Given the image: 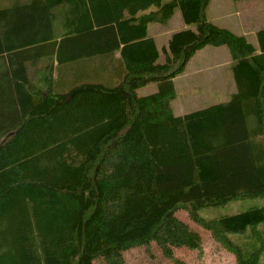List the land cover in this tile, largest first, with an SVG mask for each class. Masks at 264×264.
<instances>
[{
    "label": "trees",
    "instance_id": "1",
    "mask_svg": "<svg viewBox=\"0 0 264 264\" xmlns=\"http://www.w3.org/2000/svg\"><path fill=\"white\" fill-rule=\"evenodd\" d=\"M212 0H0V264H126L156 243L264 264V28L257 45L207 19ZM193 28L159 52L148 25ZM226 46L236 92L176 116L174 78ZM155 83L157 90H138ZM231 234L244 236L242 242Z\"/></svg>",
    "mask_w": 264,
    "mask_h": 264
},
{
    "label": "crops",
    "instance_id": "2",
    "mask_svg": "<svg viewBox=\"0 0 264 264\" xmlns=\"http://www.w3.org/2000/svg\"><path fill=\"white\" fill-rule=\"evenodd\" d=\"M206 13L207 19L218 26L225 27L231 31L237 30L239 31L237 34L245 35L247 33L245 20L239 17L240 13L238 9L234 10V6L229 0H212ZM186 28L193 27L184 22L180 11H176L173 17L166 23L149 24L148 33L149 36L155 39L158 50L162 54L163 48L168 45L171 36ZM215 66L216 68L226 66L232 70L231 55L226 46H206L198 50L187 63L184 72L174 78L173 82L178 96L179 89L183 88L186 84L189 88L198 89L195 90L198 95H193L188 101H178L177 96L172 102L173 112L176 116L203 109L216 103L225 102L236 92L235 83L231 76L228 75V72L226 74L224 71L215 73ZM190 68L193 69V75L189 74ZM191 76H194V78L189 83H186L188 81L185 82L184 79ZM151 86V90L155 87L157 89L156 84ZM209 87L211 88L210 94L214 92L216 95L215 99L207 97V89ZM215 87L216 89L214 90Z\"/></svg>",
    "mask_w": 264,
    "mask_h": 264
},
{
    "label": "rangeland",
    "instance_id": "3",
    "mask_svg": "<svg viewBox=\"0 0 264 264\" xmlns=\"http://www.w3.org/2000/svg\"><path fill=\"white\" fill-rule=\"evenodd\" d=\"M229 1L233 4L234 10L238 9V12L240 13L239 17L245 20V28L247 32L245 36L247 40L250 43L257 45V32L260 29L264 28V0ZM233 32L237 33L239 31L233 30ZM214 68H216V66ZM0 70H2V67H0ZM222 71H224L225 74L228 72V75L233 79L232 70L229 67L222 66L215 69V73H219ZM189 74L193 75L192 68H190ZM193 78L194 76H191L190 78H185L184 81H188L186 83H189ZM154 84L155 83L153 82L149 83L144 88L138 90L139 94L144 95L154 92V90H157L156 87L151 90V85ZM210 89V87L207 89V97L215 99L216 95L214 94V92L210 94ZM215 89L216 87L214 88V90ZM195 90L198 89L189 88L186 84L183 88L179 89L178 101H188L193 97V95H198ZM263 201L264 200L260 197L233 198L223 205L202 209L200 211V215L203 218L211 219L216 216L233 214L243 211L251 206L260 205L263 203ZM176 216L181 221L187 223L193 231L197 232L201 236L205 249V254L202 259H199L200 257L198 256L197 251H193L185 247L174 249V255L177 259L181 260L185 264H236L235 256L218 246L211 238L210 233L193 222L189 218L186 211H179L176 213ZM231 237L238 242H242V240H244V236L238 234H231ZM125 260L126 264H174L164 256L161 248L156 243H152L151 253H149L144 247L135 248L126 252ZM94 264L107 263H105L102 259H98L94 262Z\"/></svg>",
    "mask_w": 264,
    "mask_h": 264
}]
</instances>
